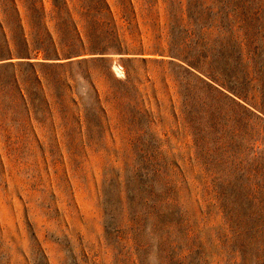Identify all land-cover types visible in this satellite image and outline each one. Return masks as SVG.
<instances>
[{
  "label": "rangeland",
  "instance_id": "obj_1",
  "mask_svg": "<svg viewBox=\"0 0 264 264\" xmlns=\"http://www.w3.org/2000/svg\"><path fill=\"white\" fill-rule=\"evenodd\" d=\"M105 1L134 50L0 60V264H264V0ZM95 2L0 19L19 38L26 4L80 51ZM186 53L255 115L170 63L211 81Z\"/></svg>",
  "mask_w": 264,
  "mask_h": 264
},
{
  "label": "trees",
  "instance_id": "obj_2",
  "mask_svg": "<svg viewBox=\"0 0 264 264\" xmlns=\"http://www.w3.org/2000/svg\"><path fill=\"white\" fill-rule=\"evenodd\" d=\"M173 2L174 0H166V2ZM17 15V21L19 25L20 37L16 38L13 35H8V32H13L10 25L3 23L0 19V34L2 35V41L4 45L0 46V60L2 59H13L19 57L34 58L38 59L41 57V61H36L41 64L47 63V60L50 59H59L62 55H66L69 58L72 56L87 54V53H128L135 48L127 42L123 35H121L120 28L116 25L115 21L110 17L109 5L105 0H96L92 5L90 10L84 12L85 20V33H86V43L84 41L83 48L76 50L73 46H67L64 49V53H61L60 46L61 44L57 43V39L49 33L48 28L39 23L37 16L33 15L36 11L35 8H32L28 5H23L22 10L18 6H14ZM198 13V12H196ZM4 15L6 13L4 12ZM28 18L31 20V23L27 25L24 24L23 19ZM200 17H197L199 20ZM77 29V25L74 26ZM26 28H28L29 33H27ZM34 30V31H31ZM91 33L89 34V31ZM69 31L68 26L63 25L60 29V33L67 35ZM85 44V46H84ZM87 44V45H86ZM60 45V46H58ZM181 50L187 52L189 47L185 42H180ZM175 54H182L180 50H177ZM187 54V55H186ZM183 58L191 65L201 70L205 76H207L211 81H208L206 78L202 77L200 74L191 71L183 64L170 62L175 64L177 67L183 69L184 71L191 73L196 77V79L210 91H213L226 100L228 103L238 106L240 109L245 111L248 114L255 115L250 109L244 106L238 99L234 96L227 93L225 90H231L237 97H244V90L240 84L232 81V78L229 77L228 72L222 71L221 69H214L213 65L208 61V54L202 55L199 53L193 57L192 54L186 53ZM182 56V55H181ZM101 60H104V57H98ZM202 58V59H201ZM87 61V59H83ZM205 63V64H203ZM4 65H12L11 61L4 62ZM204 66V67H202ZM259 117V116H257ZM261 118V117H259ZM145 201V200H144ZM148 214V213H147ZM165 224V223H163ZM201 249L202 246L200 245ZM260 250V249H258ZM200 260V259H199Z\"/></svg>",
  "mask_w": 264,
  "mask_h": 264
}]
</instances>
